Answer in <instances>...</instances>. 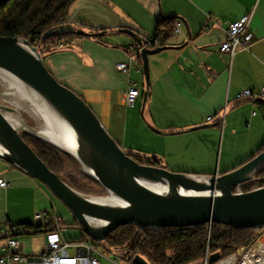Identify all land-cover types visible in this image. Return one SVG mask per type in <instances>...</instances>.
Returning a JSON list of instances; mask_svg holds the SVG:
<instances>
[{
  "label": "crops",
  "instance_id": "1",
  "mask_svg": "<svg viewBox=\"0 0 264 264\" xmlns=\"http://www.w3.org/2000/svg\"><path fill=\"white\" fill-rule=\"evenodd\" d=\"M248 15L252 40L233 55L221 52L230 25ZM62 24L96 35L74 34L45 54L47 66L87 101L127 153L175 172L212 175L240 166L263 146L264 103L239 100L238 94L264 86V0H75ZM163 29L170 35L166 48L148 55L147 81L137 51L143 38ZM126 61L128 71L119 70L117 64ZM132 86L140 95L128 106L125 94ZM0 178L8 183L0 185V230L14 228L20 253H43L57 226L65 227L66 240L91 238L44 183L1 157ZM43 212L52 218H37ZM49 221L51 230L25 225ZM28 231L33 233L17 234ZM103 250L100 264L128 260Z\"/></svg>",
  "mask_w": 264,
  "mask_h": 264
},
{
  "label": "water",
  "instance_id": "2",
  "mask_svg": "<svg viewBox=\"0 0 264 264\" xmlns=\"http://www.w3.org/2000/svg\"><path fill=\"white\" fill-rule=\"evenodd\" d=\"M67 34L96 35L71 24H59L45 32L42 40ZM164 48L141 52L147 81L148 55ZM0 70L14 76L40 98L70 144L64 149L45 140L36 128L15 126L6 116L14 108L0 103V157L44 183L96 242H105L111 232L127 224L153 230L206 223L237 229L264 228V186L241 189V184L264 169V150L228 172L212 175L175 172L162 165L141 163L124 150L87 101L56 78L38 47L28 39L0 36ZM258 100L264 103V99ZM22 132L72 155L120 203L97 201L71 186L40 158ZM219 259L215 255L210 262ZM133 262L151 264L143 257H135Z\"/></svg>",
  "mask_w": 264,
  "mask_h": 264
},
{
  "label": "trees",
  "instance_id": "3",
  "mask_svg": "<svg viewBox=\"0 0 264 264\" xmlns=\"http://www.w3.org/2000/svg\"><path fill=\"white\" fill-rule=\"evenodd\" d=\"M74 1L0 0V36H22L37 46L45 56L59 45L71 42L75 37L74 34H67L42 40L45 32L64 22ZM139 58L141 59V54ZM22 136L53 171L71 186L80 189L74 181L66 179L58 167L62 159L66 158L78 170L80 165L72 155L34 136L27 134ZM262 150H264V144L258 153ZM130 155L141 163L160 165L156 159L147 161L139 156ZM78 173L85 176V173L80 170ZM89 178L98 183L94 178ZM258 186H264V169L252 180L241 184V189L248 191ZM52 224L53 222L49 221L46 225L30 223L25 225L28 229L40 231L44 226L47 230H51ZM262 229H237L221 223H206L191 227L153 230L127 224L111 232L106 241L100 244L106 250L121 252L127 259L143 257L151 264H203L207 255L209 263L215 264L237 254L240 250L255 245ZM215 255H219L220 259L211 263V258Z\"/></svg>",
  "mask_w": 264,
  "mask_h": 264
},
{
  "label": "built area",
  "instance_id": "4",
  "mask_svg": "<svg viewBox=\"0 0 264 264\" xmlns=\"http://www.w3.org/2000/svg\"><path fill=\"white\" fill-rule=\"evenodd\" d=\"M251 19V15H248L230 25L227 30L226 39L220 44L219 49L221 52L233 55L238 49L249 44L253 38V32L250 28ZM180 26L181 22H176L172 28L173 32L178 33L180 31ZM169 35V30L163 29L155 35L143 38L137 51L138 54L144 49H154L165 46ZM135 56L136 54L132 55L131 58ZM130 65L128 61L120 62L117 64V68L127 72ZM139 95V88L136 86L130 87L125 94V103L128 106H133ZM260 98L264 99V86H262L259 92H255L252 89H244L238 94L239 100H256ZM255 113L256 112H254V114ZM0 185L2 187H7L8 183L5 178H0ZM48 217L51 216L47 212L37 215V218ZM53 218L55 219V217ZM13 229L12 227H7L6 229L0 230V234L3 232L8 236L5 251L0 255V264H100L99 256L104 254L103 246L99 242H96L92 238L81 241L66 240L63 236L65 227L57 226L55 230L47 234V244L43 253L37 256L25 255L17 250L20 245V240L12 236ZM258 243L259 239L255 245L240 250L239 252L241 253L238 252L237 254H233L215 264H223L228 261H230L228 264H264V243L257 246ZM71 250H74V253H72ZM116 262L118 264H135L132 259L125 260L121 263V260L116 258ZM203 264H210L208 255Z\"/></svg>",
  "mask_w": 264,
  "mask_h": 264
},
{
  "label": "bare ground",
  "instance_id": "5",
  "mask_svg": "<svg viewBox=\"0 0 264 264\" xmlns=\"http://www.w3.org/2000/svg\"><path fill=\"white\" fill-rule=\"evenodd\" d=\"M0 85L5 88L4 91L0 92V98H4L8 101L14 102L18 106L25 108L26 110L33 113L41 121L43 128H36V131L38 130L37 132L45 140L50 141L64 149H68L70 147L67 137L61 130L56 120L51 115L47 106L40 100V98L34 92H32L28 87H26L14 76L2 70H0ZM21 115L22 114H20V112L16 108H14V111L6 112L7 118L15 126L25 127L26 123L24 122L23 117ZM152 186H154L158 190H161V188L157 187V185L155 184ZM94 198L97 201L110 204L120 203V200L111 193H109L108 196H94ZM229 262L230 261L225 262L223 264H228Z\"/></svg>",
  "mask_w": 264,
  "mask_h": 264
},
{
  "label": "rangeland",
  "instance_id": "6",
  "mask_svg": "<svg viewBox=\"0 0 264 264\" xmlns=\"http://www.w3.org/2000/svg\"><path fill=\"white\" fill-rule=\"evenodd\" d=\"M38 50H39V48H38ZM0 90L3 91V90H5V88L0 85ZM0 103L1 104H4V105L11 106L13 108H16L20 112V114H22L21 116L23 117V120H24V122L26 123L27 126L33 127V128H38V129L43 128V125H42L41 121L33 113H31L30 111L26 110L25 108H23L21 106H18L16 103L11 102V101H8V100H6L4 98H0ZM22 134L30 135V134H28L26 132H22ZM30 136H32V135H30ZM45 142H47V141H45ZM48 143L51 144V145H53V146H55L54 144H52L50 142H48ZM55 147H57V146H55ZM58 167H59V169L61 171V174L66 179H69L71 181H74L78 185V187L80 189L76 188L77 190H79V191H81V192H83L85 194L92 195V196H108L109 195V193H107V191L100 184L92 181L89 178L91 176L88 175L83 170V168L81 167V165H80V168L77 170L76 166H74L73 163L69 159L63 158L62 159V162L59 163V166ZM79 170L82 171V172H84L85 173V176H87L88 178L87 177L85 178V176L83 174L80 175L78 173ZM65 207L68 209L67 206H65ZM69 212H71V211L69 210ZM69 226L70 227H75L76 225H69ZM20 237H24V236H20ZM263 243H264V228L261 230V232L259 234V243H258L257 246H259V244H263Z\"/></svg>",
  "mask_w": 264,
  "mask_h": 264
}]
</instances>
